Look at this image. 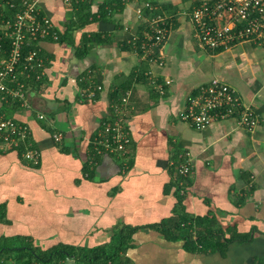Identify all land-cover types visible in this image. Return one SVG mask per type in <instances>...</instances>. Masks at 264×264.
<instances>
[{"label":"crops","instance_id":"1","mask_svg":"<svg viewBox=\"0 0 264 264\" xmlns=\"http://www.w3.org/2000/svg\"><path fill=\"white\" fill-rule=\"evenodd\" d=\"M103 1L92 0L93 11ZM199 1L119 0V10L108 0L103 16L96 13L72 30L73 45L40 42L45 72L41 83L30 86V107L1 106L30 127L39 161L29 166L13 151L0 152V250L28 243L41 249L109 245L115 229L129 227L135 231L122 252L127 263L264 264V44L199 47L183 14ZM146 2L173 15L161 65L133 45L148 32ZM39 6L60 32L75 20L76 10L63 0H41ZM83 34L97 41L78 56ZM212 78L233 86L255 109L259 120L252 131L233 118L196 129L178 117L187 97ZM89 83L101 88L92 100H80ZM127 83L128 152L98 155L90 174L84 167L89 143L110 113L111 92ZM53 132L61 139L55 141ZM185 153L192 171L181 194L174 171ZM178 214L208 217L212 227L245 239L233 236L222 254L189 252L157 227Z\"/></svg>","mask_w":264,"mask_h":264},{"label":"built area","instance_id":"2","mask_svg":"<svg viewBox=\"0 0 264 264\" xmlns=\"http://www.w3.org/2000/svg\"><path fill=\"white\" fill-rule=\"evenodd\" d=\"M41 0H0V152L20 148L22 157L30 165L39 161L38 149L31 142V129L24 123L6 115L3 104H17L28 109V92L34 81H41L45 72V58L41 54L40 42L46 38L56 40L58 30L52 20L41 13ZM84 0H63L67 5ZM150 11L148 32L141 39H134V47L147 61L161 65L163 43L166 40L170 22L168 16L157 11L158 6L145 3ZM183 14L193 25V36L203 49L217 50L247 42L264 44V0H200ZM88 80V79H87ZM170 83V80H165ZM101 85L87 84L80 91V100H92ZM158 89L162 92V87ZM130 91H124L111 104L108 116L101 122L99 132L92 140L89 162L102 153L125 157L130 145L125 110ZM178 117L196 129L210 123L233 118L239 126L252 131L258 124L255 109L243 102L236 89L218 78L201 84L186 99ZM43 118L42 114L37 115ZM55 141L61 139L59 132H53ZM192 171L188 153L175 165L174 179L179 193L187 189L184 179ZM34 264H77L73 256L55 258ZM105 264H112L108 259ZM132 264V263H126Z\"/></svg>","mask_w":264,"mask_h":264},{"label":"trees","instance_id":"3","mask_svg":"<svg viewBox=\"0 0 264 264\" xmlns=\"http://www.w3.org/2000/svg\"><path fill=\"white\" fill-rule=\"evenodd\" d=\"M107 1H103V3L98 6V9L96 11H93L92 9V0H84L76 4H71V8L76 10L74 16L75 20L70 19L71 21L67 22L64 30L61 32L58 31V38L56 39V41L67 42L68 44L73 45L74 40L71 36L72 30L87 24L90 21L89 19H92V17H94L96 13L99 14V16H103L107 11L105 6L109 4L107 3ZM113 1L117 2L116 7L120 10L122 8V5L118 3L119 0ZM154 4L156 3L154 2ZM167 16L168 21L171 22L173 15L167 14ZM82 39L83 46L81 48H77L78 56L84 53L86 48L85 46H87L90 42L97 41V38L94 35L87 37L83 34ZM85 79L86 78H84V80L82 81L86 82ZM126 80H129V78H126ZM41 81L37 82L34 81V79L32 80V82L35 84H39L41 83ZM127 87L128 83L126 86L122 87L120 93L116 91L111 92V103L115 102L119 98V96L124 91H126ZM8 151H13L15 152L16 156L24 159L21 155L22 150L20 148H13ZM89 152L90 154L94 153V150H92L91 142L89 143ZM25 162L27 163L26 160ZM94 162V160L89 163L85 162V169L90 172L91 166L95 165ZM28 165L30 166V164ZM91 173L92 172H90V174ZM210 222L211 219H209L208 217L193 218L191 216H188L187 214H178L176 220H174L172 223L169 224L167 221H162L160 224H158L157 227L159 228V232L163 234L165 238L169 240H182L184 249L189 252L196 251L202 253H212L218 251L222 254L225 252L228 243L233 240L234 235L227 234L225 229H216L212 227ZM134 231L135 228L129 227H123L117 230L115 229V231L113 232V243L109 245L99 244L95 246H86L61 244L41 249L34 247L28 243L18 245L17 248H3L2 250H0V257L8 256V258L0 259V264H34L36 261L47 262L55 258L64 257L65 255L73 256L77 264H105L108 259L111 260L112 264H126L127 261L123 257L122 252L131 245V237ZM234 237L240 240L245 239L244 237H237L236 235ZM11 259L12 261L8 263L7 260Z\"/></svg>","mask_w":264,"mask_h":264}]
</instances>
